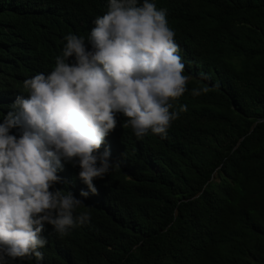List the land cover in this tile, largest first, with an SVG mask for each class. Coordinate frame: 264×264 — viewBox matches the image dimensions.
<instances>
[{
  "label": "trees",
  "instance_id": "1",
  "mask_svg": "<svg viewBox=\"0 0 264 264\" xmlns=\"http://www.w3.org/2000/svg\"><path fill=\"white\" fill-rule=\"evenodd\" d=\"M150 2L175 32L187 111L166 139L139 140L118 115L100 151L120 166L94 180L97 195L80 196L78 166L57 173L90 221L63 238L45 225L43 260L10 264H264V0ZM108 5L0 0V123L27 98L23 82L53 70L64 37H87Z\"/></svg>",
  "mask_w": 264,
  "mask_h": 264
},
{
  "label": "clouds",
  "instance_id": "2",
  "mask_svg": "<svg viewBox=\"0 0 264 264\" xmlns=\"http://www.w3.org/2000/svg\"><path fill=\"white\" fill-rule=\"evenodd\" d=\"M166 17L150 0H109L87 37H64L49 74L23 82L27 98L18 95L0 123V264L43 260L45 225L63 238L90 221V209L77 214L83 200L55 189L57 173L78 166L88 189L80 196L97 195L94 180L120 166L108 149L100 151L118 115L137 139H166L187 111L178 101L189 77Z\"/></svg>",
  "mask_w": 264,
  "mask_h": 264
}]
</instances>
